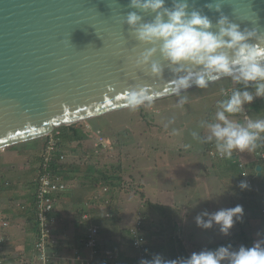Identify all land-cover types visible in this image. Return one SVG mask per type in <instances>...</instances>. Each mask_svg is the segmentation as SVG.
Listing matches in <instances>:
<instances>
[{
  "label": "water",
  "instance_id": "obj_1",
  "mask_svg": "<svg viewBox=\"0 0 264 264\" xmlns=\"http://www.w3.org/2000/svg\"><path fill=\"white\" fill-rule=\"evenodd\" d=\"M187 3L189 11L208 16L212 31L225 15L241 30L255 28L264 36V0ZM172 4L166 0L165 6ZM130 12L142 22L154 16L130 0H0V150L128 108L125 98L133 88L147 87L157 99L173 95L170 82L186 73H176L159 51L151 57L161 64L159 75L150 62L137 63L146 49L159 45L135 38L126 23ZM196 87L192 82L180 93Z\"/></svg>",
  "mask_w": 264,
  "mask_h": 264
},
{
  "label": "rangeland",
  "instance_id": "obj_2",
  "mask_svg": "<svg viewBox=\"0 0 264 264\" xmlns=\"http://www.w3.org/2000/svg\"><path fill=\"white\" fill-rule=\"evenodd\" d=\"M232 89L243 91L245 85L227 77L209 83L207 88L196 87L178 95L156 99L151 104L146 102L136 110L124 108L74 123L78 133L87 138L74 140L69 144L64 143L65 150L62 154L65 157L61 159L62 162L64 161V171L60 176L63 179L75 176L77 180L83 181L88 180V176L92 173L90 180L93 181L95 178L98 185L103 184L102 175L113 176V184H120L121 188L127 186L128 193L118 201L123 210L129 206L128 212H124L129 218L135 215L143 203L153 206V214L157 213L154 215L155 224L148 221L147 232L148 229L160 231L156 252L163 260L187 258L193 251L215 250L220 246L230 247V250L234 251L241 245L250 247L255 241H264V200H257V202L248 200L243 192L252 188L250 186L241 189L239 185L243 180L238 175L228 178V181L231 182L229 187L233 186L234 190L239 191V194L234 191L236 195L234 207L237 204L242 205L244 216L242 221L234 224L228 234L222 233L220 225L215 222H212V226L208 228L197 223L198 216L202 217L203 221L210 219V215H204L205 212L212 214L230 207L227 195L229 193L226 194L228 190H223L222 193L217 192L211 198L200 201L201 192L193 195L188 188V185L193 187L195 183H198V178L203 172L199 171L198 166H203L201 164L205 163L211 168L208 157L213 156L210 154L212 150L216 154L217 151L212 148L214 144L210 143L214 138L207 139L211 134L208 126L210 123L217 122V101L224 98L223 91L227 90L230 94ZM248 89L255 90L251 82L247 86ZM182 98L183 103H181ZM245 110L249 115L248 109L245 108ZM229 119L233 117L229 115ZM239 120L241 123L242 120L240 118ZM97 131H100L98 135H96ZM52 136L53 134L49 135V137ZM47 138L48 136H45L24 141L0 150V161L6 160L9 152L14 149L20 148L28 153L34 152L44 144ZM86 139L92 140L86 142ZM184 145H190V147L186 148ZM180 152L185 157L187 173L193 174L199 171L194 178L193 175L187 174V181L184 177L185 171H182L184 169H181V165L179 166L175 161ZM215 158L222 157L217 154ZM216 170L220 173V169L216 167ZM178 171L184 174L179 177L176 174ZM247 175L251 176L250 172ZM65 181L70 185L68 180ZM141 188H144L149 203L146 200L143 202ZM172 192L175 195L169 201ZM234 192H230L231 197ZM258 197H261V194ZM244 198L247 199V207L244 205ZM172 202L176 204L173 205ZM173 211H176V215L182 216L177 221L181 222L182 219L184 222L187 221L183 232L179 233L181 239H177V234H174L176 229L172 221L174 217L170 215ZM248 211L250 214H247ZM124 222L125 219L122 220V224ZM187 228H190L192 233L188 232ZM166 237H169L168 242ZM222 264H228L227 259Z\"/></svg>",
  "mask_w": 264,
  "mask_h": 264
},
{
  "label": "crops",
  "instance_id": "obj_3",
  "mask_svg": "<svg viewBox=\"0 0 264 264\" xmlns=\"http://www.w3.org/2000/svg\"><path fill=\"white\" fill-rule=\"evenodd\" d=\"M248 91L254 96L251 104L244 105V108L249 111V119H264V97L255 96V90L248 89ZM231 117H233L231 120H236L234 114H231ZM237 118L239 122L240 117L237 116ZM241 120V124L247 123L243 119ZM87 140L92 139H86V142ZM93 140H95L94 136ZM65 142L69 144V141L65 140L60 143L58 148L60 154L65 150ZM45 143L46 141L38 150L30 153L22 151L20 148L11 150L7 159H1L0 161V184L3 181L9 182L7 187L0 190V205L8 221L7 227L1 228L0 226V235L5 238L2 253L3 258H5L3 264H40V261L35 258L33 245L37 235L34 204L35 180L41 160L42 147ZM210 143L214 144L217 151L215 138ZM206 156L208 155L206 154ZM215 157H208L211 168L205 163L201 164L203 166H198L199 171H203L198 178V183H195L193 187L187 183L191 194L195 195L201 192L199 200L204 201L205 198H211L217 192L222 193L223 190H228L226 194L229 193L227 194L229 196V208H232L236 203L235 192L239 194V191L234 190L233 186L229 187L231 182L228 181V178L238 175L243 181H246V175L250 179L248 187L251 186L252 188L243 192L246 198L255 202L257 200L261 201V199L264 200V134H261L256 149L251 152L234 150L230 158ZM175 161L179 166L181 165V169H184L182 171H185V181H187V174L193 175V178L194 175L199 174L198 170L193 174L187 173L185 157L181 152L175 158ZM216 167L220 169V173H218ZM182 171H178L176 174L181 177L184 174ZM248 172L251 176L247 175ZM92 176L93 174L90 173L89 179L83 181L77 180L75 176H68V179L64 177L65 180L70 182V187L66 192L56 196L52 225L55 242L48 248L51 264H114L115 261L119 264H136L138 254L132 246L131 229L135 227L139 218L143 222L142 233L149 251V260L153 259L158 254L156 252L157 240H160V231L148 229L147 232L148 221L155 224L154 215H157V213L153 214V206L143 203L135 215L129 218L124 213L125 211L128 212L129 206L126 207V210H123L118 201L119 198L125 197L128 193L127 186L121 188L119 187L120 184H113V178L106 177L105 182L102 178V183L109 186L106 195L100 184L96 183L95 178L93 181L90 180ZM141 184L145 186L143 183ZM255 184L256 188H254ZM117 191H119V195H117ZM140 191L143 202L146 200L149 203L144 188H141ZM230 192H234L232 197ZM260 194L261 197H258ZM174 195L175 193L172 192L169 201ZM105 198H109L111 203H103ZM247 199L244 198L245 207H247ZM184 200H187V198H184ZM172 204L175 205L176 203L172 202ZM106 213L110 215L106 216ZM247 214H250V212L248 211ZM83 215H86V217H83ZM170 215L174 217L172 219L174 228H176L174 234H177V239H181L180 234L183 232L187 221L184 222V219L181 222L177 221L182 216L176 215V211L171 212ZM123 219H125L124 224L126 225L122 224ZM254 224H259V222H254ZM91 226H97L99 230L96 251L85 245V237ZM156 227L158 228V226ZM187 229L188 232L192 233L190 228ZM241 232L244 234L243 230ZM165 239L166 242L169 241V237ZM168 247L171 249L170 245ZM109 254L113 256V259H108Z\"/></svg>",
  "mask_w": 264,
  "mask_h": 264
},
{
  "label": "clouds",
  "instance_id": "obj_4",
  "mask_svg": "<svg viewBox=\"0 0 264 264\" xmlns=\"http://www.w3.org/2000/svg\"><path fill=\"white\" fill-rule=\"evenodd\" d=\"M165 3L166 0H130L132 7L154 14L152 20L147 22H142V16L136 12L127 15L126 23L135 29V38L145 44L159 45L158 49H146L137 63L150 62L152 73L159 75L162 72L161 64L151 60L159 51L164 60L177 66L174 69L176 73L185 72V75H178L170 82L173 95H178L181 89H188L192 82L199 88H207L209 81L219 80L223 76L243 83V91L232 89L230 94L227 90L223 91L224 98L217 101V122L209 124L211 134L207 139L215 138L217 151L222 158H230L234 150H255L257 141L264 134V119H249L245 125L229 119V115L241 113L244 105L254 100L253 94L247 90L250 82L255 96L264 97V36L257 35L255 28L241 30L225 15H221L217 21L218 31H212L208 16L196 10L189 11L187 0H173L171 7H166ZM216 8L219 10L220 5L217 4ZM252 38L257 42L251 43ZM195 67L199 70H194ZM157 98L147 87L133 88L126 94V107L136 110L146 101L151 104ZM239 186L241 189L248 188L246 181H241ZM204 215H210V219L205 222L198 216V225L208 228L215 222L220 225L222 233L228 234L235 223L243 220L244 208L237 204L212 214L205 212ZM226 259L228 264H264V241H255L250 247L241 245L234 251L226 246L193 251L182 259L163 260L157 254L151 260L141 259L139 264H222Z\"/></svg>",
  "mask_w": 264,
  "mask_h": 264
},
{
  "label": "built area",
  "instance_id": "obj_5",
  "mask_svg": "<svg viewBox=\"0 0 264 264\" xmlns=\"http://www.w3.org/2000/svg\"><path fill=\"white\" fill-rule=\"evenodd\" d=\"M234 115L239 116L240 119H243L245 122L249 120V115L245 108L241 113H237ZM99 133L100 131H97L96 135H98ZM51 134H53V136L49 137L48 135L44 149L40 155L41 160L38 166L37 178L35 180L36 190L34 208L37 221V235L33 245L35 249V258L37 261H40V264H51L48 255V248L55 242L52 225L54 220L53 212L55 210L56 196L60 193L66 192L70 187L69 183L66 182L62 178V176L51 172V164L54 158L57 155L60 157V160L64 158L62 154H58V138L56 136L59 134V131L54 130ZM212 152L215 153L213 150L211 151L210 154L213 155L212 157L217 156V154L221 157L219 152H217V154H213ZM245 178L247 184H250V179H248L246 175ZM8 184V181H3L0 184V190L7 187ZM100 187L104 193H106L109 189V186L106 184H100ZM103 203L110 204L111 202L109 198H105L103 199ZM105 215L109 216L110 214L106 213ZM83 217H86V215H83ZM142 224V219L139 218L135 227L131 229L132 246L138 254L136 264H139L141 259L149 260V251L142 233ZM0 226L1 228H5L8 226V221L6 219L4 211L1 208V205ZM98 232L99 230L97 226H91L88 230L87 236L85 237V245L93 249V251H96ZM4 242V236L0 235V264H3V261L5 259L2 255ZM108 259H113V256L109 254ZM114 264L119 263L115 261Z\"/></svg>",
  "mask_w": 264,
  "mask_h": 264
},
{
  "label": "trees",
  "instance_id": "obj_6",
  "mask_svg": "<svg viewBox=\"0 0 264 264\" xmlns=\"http://www.w3.org/2000/svg\"><path fill=\"white\" fill-rule=\"evenodd\" d=\"M55 131H59V134L56 136L58 138V148L60 147V143L64 140L73 142L74 140H80V139L86 138L84 137V135L78 133L77 128L74 126V124H71L70 126H61L59 128H56ZM58 154L60 153L58 152ZM63 163L64 161L62 162L60 160V157L57 155L51 164V172L54 174L63 175V171H64ZM106 177L113 178V176L102 175L101 178L104 179V182H105ZM114 178L120 179L117 177H114Z\"/></svg>",
  "mask_w": 264,
  "mask_h": 264
}]
</instances>
